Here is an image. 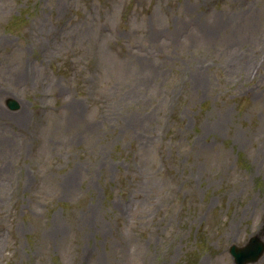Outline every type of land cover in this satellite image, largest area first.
Wrapping results in <instances>:
<instances>
[{
  "label": "rangeland",
  "instance_id": "1",
  "mask_svg": "<svg viewBox=\"0 0 264 264\" xmlns=\"http://www.w3.org/2000/svg\"><path fill=\"white\" fill-rule=\"evenodd\" d=\"M263 219L264 0H0V264H235Z\"/></svg>",
  "mask_w": 264,
  "mask_h": 264
},
{
  "label": "water",
  "instance_id": "2",
  "mask_svg": "<svg viewBox=\"0 0 264 264\" xmlns=\"http://www.w3.org/2000/svg\"><path fill=\"white\" fill-rule=\"evenodd\" d=\"M10 108L15 110L18 105L13 101L9 104ZM235 264H254L264 254V220L262 230L252 236L244 246L231 245L229 248Z\"/></svg>",
  "mask_w": 264,
  "mask_h": 264
},
{
  "label": "bare ground",
  "instance_id": "3",
  "mask_svg": "<svg viewBox=\"0 0 264 264\" xmlns=\"http://www.w3.org/2000/svg\"><path fill=\"white\" fill-rule=\"evenodd\" d=\"M92 211V210H91ZM89 212V211H88ZM80 225L83 227L84 226V222L83 221H79ZM56 227V226H55ZM55 227L49 229V231L53 230Z\"/></svg>",
  "mask_w": 264,
  "mask_h": 264
}]
</instances>
